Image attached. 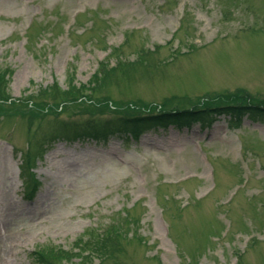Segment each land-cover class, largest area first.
Returning <instances> with one entry per match:
<instances>
[{
    "label": "rangeland",
    "instance_id": "1",
    "mask_svg": "<svg viewBox=\"0 0 264 264\" xmlns=\"http://www.w3.org/2000/svg\"><path fill=\"white\" fill-rule=\"evenodd\" d=\"M0 264H264V0H0Z\"/></svg>",
    "mask_w": 264,
    "mask_h": 264
},
{
    "label": "trees",
    "instance_id": "2",
    "mask_svg": "<svg viewBox=\"0 0 264 264\" xmlns=\"http://www.w3.org/2000/svg\"><path fill=\"white\" fill-rule=\"evenodd\" d=\"M86 92V91H85ZM82 93L80 96H74L73 98H68L66 101V105H72L76 104L78 102V106H85L88 103L85 101V97L88 95L87 93ZM91 105L95 107H102L104 104H108L107 102L104 103V101H97L96 104ZM239 108V106H227L226 108H223L224 111L227 110H233L235 111ZM239 109H242L239 108ZM238 109V111H239ZM244 109H247V107H244ZM245 112H252V111H245ZM201 113H196L190 110H184V111H173V112H161V113H155V114H148L145 116H135L131 117L125 120V122L129 123L131 126H134L138 124V121H142L143 125L147 127H156V126H169V124H175L179 125L181 127H184L186 125H192L196 122V120H203L204 118L200 117ZM134 121V122H133ZM136 122V123H135ZM95 133H99L97 130H94Z\"/></svg>",
    "mask_w": 264,
    "mask_h": 264
}]
</instances>
